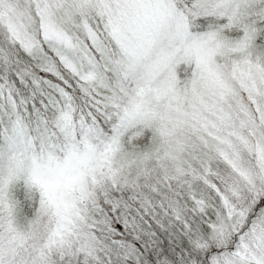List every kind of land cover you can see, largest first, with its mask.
<instances>
[{"label": "snow or ice", "instance_id": "6c2138e0", "mask_svg": "<svg viewBox=\"0 0 264 264\" xmlns=\"http://www.w3.org/2000/svg\"><path fill=\"white\" fill-rule=\"evenodd\" d=\"M0 264H264V0H0Z\"/></svg>", "mask_w": 264, "mask_h": 264}]
</instances>
